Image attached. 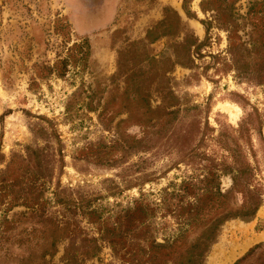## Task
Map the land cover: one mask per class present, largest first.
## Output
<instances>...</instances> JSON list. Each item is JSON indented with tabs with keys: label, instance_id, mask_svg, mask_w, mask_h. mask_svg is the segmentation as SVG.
<instances>
[{
	"label": "rangeland",
	"instance_id": "rangeland-1",
	"mask_svg": "<svg viewBox=\"0 0 264 264\" xmlns=\"http://www.w3.org/2000/svg\"><path fill=\"white\" fill-rule=\"evenodd\" d=\"M251 1L233 0L243 39L249 27L242 16ZM200 2L0 0V264H43L50 259L43 254L52 239L48 217H60L55 212L59 207L50 204L58 183L77 187L100 206L125 204L140 190L159 201L163 187L178 184L194 171L193 164L181 160L201 132L208 137L200 151L214 150L219 156L226 154L224 145L210 136L221 132L228 140L242 124L244 139L236 140L245 153L243 163L252 168L250 187L264 189L263 63L257 65L261 71H255L251 80L237 81L233 72H216L214 65L222 60L215 62L211 54L227 57L226 33L216 27L211 28L195 67L174 63L177 58L186 59L182 46L186 36L192 33L204 39L200 20L210 13L201 11ZM174 11L180 17V29ZM162 20L167 26L154 28ZM164 27L168 33L160 36ZM152 28L151 37L156 40L147 39ZM84 38L90 46L89 58L74 63L68 47ZM67 57L64 77L44 76L47 66L60 67ZM73 93L77 95L72 97ZM69 98L75 103L91 99L99 107L89 111L76 106L70 117L65 111ZM164 101H173L175 105L168 109L178 111L163 138L151 139L145 148L129 149L122 158L117 155L123 149L115 146L111 162L75 158L86 147L142 136L145 105L156 109ZM103 106L110 114L117 112L109 130L98 121ZM228 106L235 111H227ZM119 120L124 122L117 125ZM53 129L62 143V171ZM29 147H46L37 177L32 174L36 167L27 155ZM231 186L230 177L222 176V192ZM241 197L235 193L233 199ZM34 202L36 211L27 207ZM80 221L91 234L86 220ZM64 246V241L56 240L53 263L63 264ZM101 246L98 256L84 264H118L108 245ZM204 264H264V195L253 217L230 219L220 227Z\"/></svg>",
	"mask_w": 264,
	"mask_h": 264
},
{
	"label": "trees",
	"instance_id": "trees-1",
	"mask_svg": "<svg viewBox=\"0 0 264 264\" xmlns=\"http://www.w3.org/2000/svg\"><path fill=\"white\" fill-rule=\"evenodd\" d=\"M200 8L204 13H210L208 18L200 20L205 30L204 39L199 40L192 33L186 36L182 43L186 59L177 58L174 63L189 68L195 67V59L201 56V48L209 41L211 28L216 27L226 33L227 57L219 53L211 54L215 62L217 59L222 60L221 65H214L215 71L233 72L237 81H242L243 78L251 80L255 71H261L257 69V65L261 63L264 65V0L251 1L245 15L242 16L245 20L244 25L249 27L246 39L239 34L242 24L238 22L233 0H201ZM185 12L190 16L189 11ZM174 15L176 25L180 29L182 26L180 17L175 11ZM158 25L167 26V21L158 22L154 28ZM154 28L148 30L147 39H157L151 37ZM165 28L167 29L164 27L160 36L168 33ZM68 49L71 50L69 58L75 61L74 63L77 60L86 62L89 58L90 46L86 38L74 42ZM69 58L60 61L62 63L60 67L47 66L44 76L64 77ZM72 95L75 97L77 94ZM173 97L176 99L175 95ZM174 105L173 101H164L163 106L153 109L146 104L141 119V126L145 128L142 136L132 135L130 140L116 138L113 144L105 146L98 144L99 146L94 149L86 147L87 149L84 148L86 151L80 152L75 158L89 157L96 162H111L114 160L111 153L115 146L123 149V154L117 155L119 158L129 153V149L148 147L151 139L163 138L168 125L176 119L175 114L178 110L168 109ZM76 106L85 107L89 111L97 110L99 107L93 104L91 99L75 103V100L69 98L65 103V111L70 117ZM116 113L110 114L107 106L101 108L98 112V121L103 129H110ZM48 122L51 123L49 120ZM122 122L124 120H119L117 125ZM148 128H151V131H148ZM51 135L59 145L58 154L62 171L61 139L54 129ZM207 137L201 132L185 154V158L181 160L193 164L194 171L178 184L170 183L163 187L160 190L159 201L149 199L148 195L140 190L138 196L125 204L117 202L112 207L100 206L93 203L92 197L79 193L77 187H62L58 183L51 191L50 204L51 208L59 207L55 212L59 211L60 217H48L52 239L43 256L47 254L50 259L44 260L43 264H56L52 262V257L57 252V239L65 242L63 264H84L86 259L98 256L102 243L108 245L118 264H204L210 247L218 237L220 227L230 219L253 217L262 205L264 195L262 187H250L253 178L252 168L247 161L243 163L245 153L236 140L238 137L244 139L242 124L234 130L228 140L221 132L216 136H210L214 141L223 143L226 154L220 153L218 156L214 150L200 151V144L205 143ZM229 140L234 141L236 146L232 147ZM44 150L46 147L27 149L29 159L35 162L33 166L36 169L32 173L34 177L38 176L40 156ZM51 171L53 173V168L50 167L48 174L50 177ZM225 175L230 177L232 186L228 191L222 192L221 177ZM235 193L242 194L238 201L233 199ZM36 204L38 203H31L27 207L36 211ZM80 218L85 219L91 226V234L81 225ZM251 251L252 249L249 252Z\"/></svg>",
	"mask_w": 264,
	"mask_h": 264
},
{
	"label": "bare ground",
	"instance_id": "bare-ground-1",
	"mask_svg": "<svg viewBox=\"0 0 264 264\" xmlns=\"http://www.w3.org/2000/svg\"><path fill=\"white\" fill-rule=\"evenodd\" d=\"M227 108V111L229 112H232V111H235L234 109H232L230 106L226 107Z\"/></svg>",
	"mask_w": 264,
	"mask_h": 264
},
{
	"label": "crops",
	"instance_id": "crops-1",
	"mask_svg": "<svg viewBox=\"0 0 264 264\" xmlns=\"http://www.w3.org/2000/svg\"><path fill=\"white\" fill-rule=\"evenodd\" d=\"M261 214V213H260Z\"/></svg>",
	"mask_w": 264,
	"mask_h": 264
}]
</instances>
